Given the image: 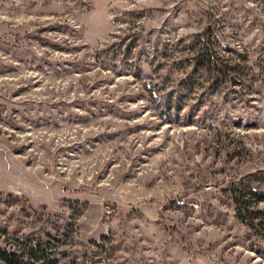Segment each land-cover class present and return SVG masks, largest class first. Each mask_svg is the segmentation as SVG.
Wrapping results in <instances>:
<instances>
[{
  "label": "rangeland",
  "instance_id": "rangeland-1",
  "mask_svg": "<svg viewBox=\"0 0 264 264\" xmlns=\"http://www.w3.org/2000/svg\"><path fill=\"white\" fill-rule=\"evenodd\" d=\"M234 184L264 196V0H0V245L264 264Z\"/></svg>",
  "mask_w": 264,
  "mask_h": 264
},
{
  "label": "trees",
  "instance_id": "trees-1",
  "mask_svg": "<svg viewBox=\"0 0 264 264\" xmlns=\"http://www.w3.org/2000/svg\"><path fill=\"white\" fill-rule=\"evenodd\" d=\"M205 44H207L206 49L198 55L196 66L203 67L217 80L232 81L228 72L229 68L223 63L224 60L218 56L211 43ZM231 192L237 218L249 228L257 229L256 219L259 218L257 214H263V210L255 208L256 204L264 202V196L256 190L246 192L244 188L236 184L232 185ZM0 262L3 264H58L57 260H52L50 257L46 242L41 240L35 242L24 240L20 248L0 245Z\"/></svg>",
  "mask_w": 264,
  "mask_h": 264
}]
</instances>
